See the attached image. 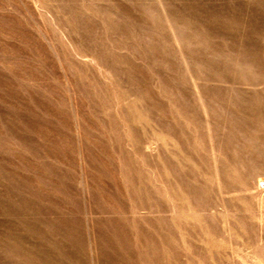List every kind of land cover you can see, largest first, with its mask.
<instances>
[{
	"label": "rangeland",
	"instance_id": "rangeland-1",
	"mask_svg": "<svg viewBox=\"0 0 264 264\" xmlns=\"http://www.w3.org/2000/svg\"><path fill=\"white\" fill-rule=\"evenodd\" d=\"M263 183L264 0H0V264H264Z\"/></svg>",
	"mask_w": 264,
	"mask_h": 264
},
{
	"label": "built area",
	"instance_id": "built-area-1",
	"mask_svg": "<svg viewBox=\"0 0 264 264\" xmlns=\"http://www.w3.org/2000/svg\"><path fill=\"white\" fill-rule=\"evenodd\" d=\"M258 188L261 191L263 197L262 210H263V222H264V183L262 185H259Z\"/></svg>",
	"mask_w": 264,
	"mask_h": 264
},
{
	"label": "bare ground",
	"instance_id": "bare-ground-1",
	"mask_svg": "<svg viewBox=\"0 0 264 264\" xmlns=\"http://www.w3.org/2000/svg\"><path fill=\"white\" fill-rule=\"evenodd\" d=\"M237 4V3H236ZM236 7H239V6H236ZM240 11V10H239ZM262 14H263V12H262ZM235 16V15H234ZM235 18V17H234ZM259 20V19H258ZM263 22V21H262Z\"/></svg>",
	"mask_w": 264,
	"mask_h": 264
}]
</instances>
